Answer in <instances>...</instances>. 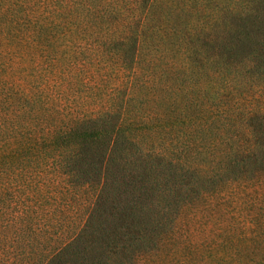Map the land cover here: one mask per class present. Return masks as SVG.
I'll return each instance as SVG.
<instances>
[{
    "label": "trees",
    "instance_id": "obj_1",
    "mask_svg": "<svg viewBox=\"0 0 264 264\" xmlns=\"http://www.w3.org/2000/svg\"><path fill=\"white\" fill-rule=\"evenodd\" d=\"M186 210L264 264V0H0V264H136Z\"/></svg>",
    "mask_w": 264,
    "mask_h": 264
},
{
    "label": "rangeland",
    "instance_id": "obj_2",
    "mask_svg": "<svg viewBox=\"0 0 264 264\" xmlns=\"http://www.w3.org/2000/svg\"><path fill=\"white\" fill-rule=\"evenodd\" d=\"M193 213L186 210L177 224L176 237L165 242L160 252L151 256H145L136 264H244L246 258L243 245H255L254 239L243 240V236L234 235V229L238 227L237 216L233 213L227 214L224 221L227 229L232 231L224 235L212 229L213 224L205 222ZM232 217V219H230ZM229 220V222H228ZM242 224V220L240 221ZM222 228V227H220ZM242 225L239 227L242 231ZM253 234L260 231L251 229ZM184 234H188V240H182ZM232 257H229V255Z\"/></svg>",
    "mask_w": 264,
    "mask_h": 264
}]
</instances>
